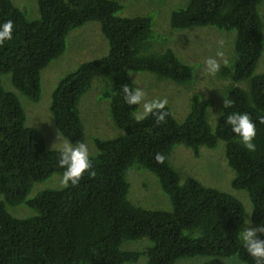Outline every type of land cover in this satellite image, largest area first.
<instances>
[{"label": "trees", "instance_id": "trees-1", "mask_svg": "<svg viewBox=\"0 0 264 264\" xmlns=\"http://www.w3.org/2000/svg\"><path fill=\"white\" fill-rule=\"evenodd\" d=\"M263 0H187L172 10L173 29L211 26L234 31L233 56L217 73L226 80L214 126L207 104L193 94L177 121L166 106L163 122L149 115L137 121L138 105L124 103L121 84L133 87L129 73L150 71L177 84L194 79L191 66L171 49L150 52L149 15L120 17L115 0H36L37 17L28 19L11 0H0V23L12 20L13 36L0 44V264H126L143 255L147 264H176L183 258L209 256L202 264H222L215 257L237 256L238 264H255L242 247L243 205L233 195L206 186L194 177L180 180L168 156L175 145L199 154L224 143L225 160L234 172L231 187L244 190L251 203V220L264 226V72L256 73L263 52ZM87 22H98L107 53L80 64L55 86L50 113L57 131L73 144L83 142L79 101L100 75V96L121 133L93 138L92 167L75 186L28 193L35 182L63 175L55 149H47L41 132L25 124L17 94L1 84L10 75L14 90L30 100L40 96V73L66 49L68 33ZM224 101L230 106L223 108ZM232 112L247 113L256 125V150L247 151L225 122ZM160 153L164 161L158 163ZM136 166L153 173L168 195L169 210L146 209L128 200V170ZM34 209L14 217L7 205ZM260 239L264 235L257 234ZM147 238L144 251L122 250L126 241Z\"/></svg>", "mask_w": 264, "mask_h": 264}, {"label": "rangeland", "instance_id": "rangeland-1", "mask_svg": "<svg viewBox=\"0 0 264 264\" xmlns=\"http://www.w3.org/2000/svg\"><path fill=\"white\" fill-rule=\"evenodd\" d=\"M115 1L121 5L117 12L120 17L133 18L142 15L151 17L152 34L148 40L150 52L160 53L171 49L194 71V79L183 84L158 78L150 71L130 72L133 87L142 88L146 93L147 101L166 98L168 101L166 106L169 107L177 121L184 118L189 110L191 96L197 94L206 102L208 121L214 126L222 105L226 80L219 77L217 73L209 75L205 68V60L209 57H216V53L222 51L224 57L216 58L221 60V65H224L222 59H227L229 64L233 56L234 31H224L211 26L171 28L169 25L170 12L184 7L187 0ZM11 2L23 10L28 19L37 17L36 0H11ZM258 11L263 22L264 45V0L259 4ZM107 50V40L98 22H87L72 29L66 37L64 53L51 61L40 73V96L37 101L30 100L16 92L10 83L9 74L1 76L4 89L15 92L19 98L26 116L25 124L41 132L47 149H55L51 146L67 140L55 128L49 109L55 86L59 80L76 70L80 64L101 58ZM255 72H264V47ZM102 88L103 82L100 80V75H97L79 101V116L84 128L83 142L88 144L90 156L96 153L93 138L108 139L121 133L110 118L108 99L100 96ZM141 111L142 105H138L134 117ZM168 161L178 173L181 181L191 176L206 186L227 192L240 200L245 214L242 230L247 225L260 226L251 220L252 207L246 191L231 187L234 172L226 163L223 141H219L213 149L201 146L197 156L191 149L175 145L168 156ZM61 179L62 175L54 174L43 181L35 182L28 193V198L34 197L43 190L63 188ZM126 179L129 183L128 200L131 203L146 209L169 210L171 208L168 195L161 189L153 173L144 168L132 166L126 174ZM6 209L12 216L18 218L35 214L34 209L24 204L7 205ZM150 245L151 242L143 238L124 242L121 249L141 252ZM211 258L209 256L183 258L176 264H202ZM215 259L222 264L240 262L237 256L215 257ZM126 264H147L146 257L141 255L137 261Z\"/></svg>", "mask_w": 264, "mask_h": 264}, {"label": "clouds", "instance_id": "clouds-1", "mask_svg": "<svg viewBox=\"0 0 264 264\" xmlns=\"http://www.w3.org/2000/svg\"><path fill=\"white\" fill-rule=\"evenodd\" d=\"M14 24L12 20L0 23V44L12 39ZM216 57L223 58L224 53L218 51ZM216 57H209L205 60V68L209 75H215L221 69V60ZM224 65L228 64L227 59H222ZM124 103L127 105H142V111L135 114L137 121L146 119L149 115L156 117L158 122H163L167 115L165 111L168 103L167 99H153L147 101L146 93L140 87H130L129 84H121ZM230 101H224L223 108L229 107ZM231 128L233 134L239 138L243 147L249 151L256 150L254 139L256 137V125L247 113L232 112L225 121ZM58 153V163L64 169L61 184L64 187L75 186L79 183L83 174L90 170L92 162L90 158L89 146L80 142L73 144L65 140L58 145H52ZM158 163L164 161V156L160 153L155 155ZM264 235V226H246L240 233L239 239L242 247L250 255L255 264H264V239H260L257 234Z\"/></svg>", "mask_w": 264, "mask_h": 264}]
</instances>
